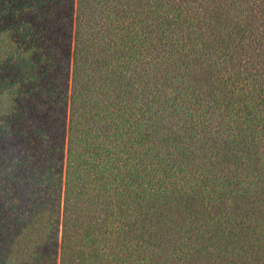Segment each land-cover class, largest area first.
Wrapping results in <instances>:
<instances>
[{
	"label": "trees",
	"instance_id": "obj_1",
	"mask_svg": "<svg viewBox=\"0 0 264 264\" xmlns=\"http://www.w3.org/2000/svg\"><path fill=\"white\" fill-rule=\"evenodd\" d=\"M0 264H264V0H0Z\"/></svg>",
	"mask_w": 264,
	"mask_h": 264
}]
</instances>
